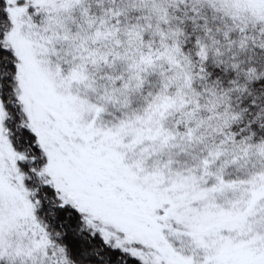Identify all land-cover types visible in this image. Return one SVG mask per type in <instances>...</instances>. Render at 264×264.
<instances>
[{
  "label": "snow or ice",
  "instance_id": "obj_1",
  "mask_svg": "<svg viewBox=\"0 0 264 264\" xmlns=\"http://www.w3.org/2000/svg\"><path fill=\"white\" fill-rule=\"evenodd\" d=\"M0 264H264V0H0Z\"/></svg>",
  "mask_w": 264,
  "mask_h": 264
}]
</instances>
